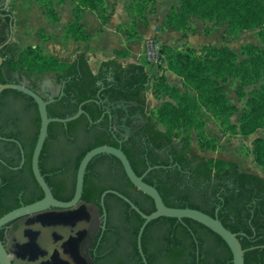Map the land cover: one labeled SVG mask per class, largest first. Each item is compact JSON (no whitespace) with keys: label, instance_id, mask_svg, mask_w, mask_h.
I'll use <instances>...</instances> for the list:
<instances>
[{"label":"trees","instance_id":"1","mask_svg":"<svg viewBox=\"0 0 264 264\" xmlns=\"http://www.w3.org/2000/svg\"><path fill=\"white\" fill-rule=\"evenodd\" d=\"M73 1L77 3L74 10L77 19L68 26L66 38L73 37L77 41H87L90 36L80 26L79 16L87 9L97 11L104 0ZM220 3L232 14L233 19L245 28L261 20L252 8L251 0H220ZM186 6L188 9L192 7L189 2ZM13 10L14 6H10L12 17H14ZM48 16L53 22L59 20L51 4ZM100 19L103 26L109 18L101 12ZM135 24L134 20L130 26L133 27ZM8 25L7 20L4 28H8ZM128 35L130 37L131 33ZM7 38L3 31L0 46L7 41ZM206 48L210 49V47ZM211 49L217 52L223 51L217 47ZM162 51L167 54L170 71L183 78L187 86L191 82L197 83L196 87L190 84L197 97L183 93L179 88L169 85L164 75L160 76L161 88L159 90L158 87L155 95L157 97L168 95L175 100L176 104L166 103L165 108L156 111L155 113L160 114L159 118L184 121L188 126H192L196 122L192 112L204 107L217 112L220 117L226 119V123H229L228 119L238 113V109L228 104V100L222 95L223 88L217 83L213 85L217 97L210 104L203 101L200 80L211 78L204 76L205 74H199L201 65L197 57L192 55L193 51L175 52L168 46H162ZM0 56L7 58L0 71L8 68L10 71L25 74L29 78L43 75L41 73L44 69L56 72L55 80L59 83L65 82L64 97L59 104L65 103L66 111L59 114L48 108L49 116L52 118L72 116L78 111L80 105L84 104L82 108L85 114L78 120L68 123V128L75 123L90 126V120L96 123L103 115L101 125L107 123L109 115L106 114V110L110 109L115 114L116 111L112 108L118 102L136 105L131 110H141L145 117V123L137 134L144 136L149 152L166 150L176 164L174 168H171L168 160L162 161L159 163L160 168L146 176L144 182L158 190L168 207L197 209L212 217L217 216L227 229L239 234L238 238L243 249L247 250L245 264H264V178L253 172L241 171L238 164L233 161L206 160L191 150L188 140H176L168 131L159 128L152 115L148 113L144 93L149 90L150 78L143 65L123 66L117 60H110L103 62L98 72L94 73L89 64L90 58L85 52H76L74 61L64 64L56 58L43 56L38 47H28L21 51L17 43L4 46L0 50ZM233 56L237 59L234 53ZM0 83L6 84L1 80ZM8 92L11 91H4L3 94ZM254 102L255 100L250 101V109H246L242 114L240 125L230 126L232 134H241L247 138L258 129H264V121L258 122L260 112L253 106ZM226 107L231 109L229 113L224 110ZM62 127L63 124L52 123L48 134H52L53 129L60 130ZM104 144L105 141L98 140L84 154L93 148L105 146ZM124 151L135 173L141 176L142 173L133 163L132 150ZM252 156L256 165L264 167V138L254 140ZM129 183L134 187L130 181ZM133 203L145 214L155 211L152 201L145 207L137 201ZM129 209L131 214L139 220L140 229L144 220L134 210ZM151 226H157L160 230L162 249L157 257L161 255L160 260L164 264H233L231 250L220 236L193 220L166 217L152 221L144 231L142 244L149 264H152L148 239Z\"/></svg>","mask_w":264,"mask_h":264},{"label":"flooded vegetation","instance_id":"2","mask_svg":"<svg viewBox=\"0 0 264 264\" xmlns=\"http://www.w3.org/2000/svg\"><path fill=\"white\" fill-rule=\"evenodd\" d=\"M7 20L8 28H4ZM11 30L14 33V17L5 3L0 5V37L4 31L8 41ZM7 41L0 50L16 43L13 40L6 44ZM6 60L3 58L0 69ZM0 80L29 88L45 101L53 99L47 110L59 114L66 111V104H59L64 97L65 82L55 80L56 92L49 94L43 93L42 81L35 82L33 77L8 68L0 71ZM5 91L11 92L3 94V91L0 95V219L45 197L32 161L41 125L38 106L23 92ZM135 107L118 102L112 108L115 114L106 110L109 120L103 125L104 115L96 123L90 120V126L75 123L68 128L67 123L48 134L39 169L56 200L70 202L74 198L79 165L85 151L98 140L105 141V146L121 149L125 155L124 150H132L133 163L144 178L160 168L162 161L168 160L171 168L176 166L168 151L149 152L144 136L137 134L145 117L141 110H131ZM129 181L119 159L108 154L94 157L85 172L82 197L74 207H49L41 213L18 217L0 228V241L11 264H145L137 244L139 220L131 214V206L115 192L143 207L153 200ZM151 227L148 239L152 264H164L161 255L157 257L162 249L160 230ZM142 249L149 264L143 244Z\"/></svg>","mask_w":264,"mask_h":264},{"label":"rangeland","instance_id":"3","mask_svg":"<svg viewBox=\"0 0 264 264\" xmlns=\"http://www.w3.org/2000/svg\"><path fill=\"white\" fill-rule=\"evenodd\" d=\"M37 1L41 8L44 7L46 14L50 10V4L54 7V2L60 3V0ZM251 1L253 2L252 8L261 20L246 28L233 19L232 14L222 7L220 0H130L128 6L130 12L141 17L145 24H148L149 19L165 15L162 25L156 26L166 30L163 40L166 39L165 44L167 45H162L155 38H149L145 43V59L147 44L150 41L156 42L161 48L168 46L175 52L192 50V55L197 57L201 65L199 74H205L204 76L211 78L200 80L199 86L202 87L203 101L210 104L217 97L213 87L214 83H217L223 88L222 95L228 100V104L238 109V113L228 119L229 123H226V119L220 117L217 112L204 107L192 112L196 118L192 126H188L184 121L177 122L178 120L159 118L160 114L155 113L156 111L165 108L166 103L176 104L175 100L168 95L159 97L155 95L158 87L159 90L161 88L160 76L164 75L169 85L179 86L178 88L183 93L197 97L196 92L190 86L191 84L196 87L197 83L189 82L187 86L183 78L172 72L168 77L166 74H151L154 68L161 72L168 69V57L162 51L163 64L152 65L147 62V59L144 64L150 78L149 90L144 93V97L148 105V113L152 115L159 128L168 131L176 140H188L191 150L206 160L233 161L238 164L241 171L253 172L264 178V167L256 165L252 156L254 140L264 138V129H258L247 138L241 134H232V129H230L232 124L240 125V118L246 109H250L249 104L252 100H255L253 106L260 112L258 122L264 121V0ZM187 2L192 5L190 9L186 6ZM5 3L7 6H14L15 11L18 6L13 40L23 42V39L30 38L28 45L23 43L22 46L19 45L21 51L28 47H38L43 56L58 59L54 55L58 54L55 46L44 47L43 41L48 42L51 39L44 36L45 31L42 27L47 25L44 24L41 16L35 17L33 10L26 8L30 3L26 0H1L0 5L3 6ZM116 4L117 0L112 6L115 7ZM112 10L110 6L106 7L104 0L97 12H104L108 15L112 13ZM27 22L31 28L39 26L33 32H29ZM189 39L192 40L191 47ZM183 40H188L187 45L189 46L182 48L180 42ZM118 45L117 43L111 44L112 47H118ZM213 47L223 49V51L217 52L211 49ZM64 64L70 63L64 62ZM47 70L49 69H44L41 73L43 75L35 76L33 79L35 82H43V93L54 94L56 92V72ZM224 110L229 113L231 109L226 107Z\"/></svg>","mask_w":264,"mask_h":264},{"label":"crops","instance_id":"4","mask_svg":"<svg viewBox=\"0 0 264 264\" xmlns=\"http://www.w3.org/2000/svg\"><path fill=\"white\" fill-rule=\"evenodd\" d=\"M26 1L30 3L26 8L32 9L35 17L41 16L40 18H42L44 24L47 25L42 27L45 31L44 36L52 40L49 39L48 42L43 41L44 47L47 45H50V47L55 46L58 54L54 55L67 63H72L74 61L76 52H85L90 58L89 64L94 73L98 72L103 62L110 60H117L122 63L123 66L128 64H139L144 66L146 61L145 43L149 38H155L162 45H167L165 44L166 39L163 40L166 35V30H163L160 26H156L162 25L165 20V15L163 14L160 18L157 16V18L149 19L148 24H145L141 17L133 15L130 12L128 6L130 0H117L115 7L112 5L116 3V0H105L106 7L110 6L113 10L112 13L107 15L109 19L103 26L100 19V12L85 10L79 16V24L83 28V31L90 36V39L87 41H77L73 37L66 38L68 26L77 19V15L74 11L77 3L73 0H61L58 4L54 2L56 14L59 17L58 22H53L49 18L48 14L43 10L44 7L41 8L37 0ZM17 8L16 11L15 9L13 11L14 22L16 15H18ZM134 20L136 24L132 27L130 25ZM27 24L29 25L28 22ZM38 26L39 25L31 28L29 25V32H33ZM128 33H131L130 37ZM30 34L33 36L32 33ZM175 34L174 32V35ZM29 39L30 38H25L23 42L21 40L15 42L20 46L23 44L28 45ZM187 41L188 40H183L180 42L182 48H184L183 46L187 47L189 45L191 47L192 40L189 39V45H187ZM112 43H117L119 45L118 47H112ZM171 72L172 71L169 69L161 72L154 68L151 74H166L168 77Z\"/></svg>","mask_w":264,"mask_h":264},{"label":"water","instance_id":"5","mask_svg":"<svg viewBox=\"0 0 264 264\" xmlns=\"http://www.w3.org/2000/svg\"><path fill=\"white\" fill-rule=\"evenodd\" d=\"M13 30H11V37L7 41L6 44L13 41ZM3 62V58L0 56V66ZM17 90L20 92L25 93L26 95L33 98V100L36 102L39 110V115L41 119V125L38 135V140L34 149L33 154V171L35 178L39 185L41 186L42 190L45 193L44 199L41 201L28 206L26 208H22L19 210H16L14 212H11L0 219V228L7 224L10 221H13L14 219L21 217L23 215L33 214V213H41L45 211L49 207L54 208H60V209H68L71 207H74L81 199L83 194V188H84V176L86 169L90 163V161L100 155V154H108L116 157L120 160V162L123 165V168L125 170V173L130 180V182L134 185V187L151 198L155 205V211L151 214H145L143 211H141L130 199L125 198L121 196L120 194L116 193V195L122 197L130 206L131 208L137 212L142 219L144 220L143 225L141 226L138 238H137V244L139 252L143 258V261L145 264H147L146 258L143 253L142 249V237L144 234V231L147 227V225L159 218L166 217V218H175V219H190L193 220L199 224H202L206 228L210 229L212 232L220 236L224 242L228 245L229 249L231 250V253L233 255V264H245V253L247 250L243 249V246L241 244L239 237V234L233 233L229 229H227L223 223L219 220L217 216L212 217L200 210L197 209H191V208H172L165 205L160 193L158 190L146 182H144V176H138L134 169L132 168V165L127 158V156L123 153V151L119 148H115L112 146H99L96 148H93L90 150L86 155L83 157L80 165H79V171L77 176V185L75 190L74 198L70 202H61L56 200L45 182L44 178L41 175L40 169H39V158L41 155V152L44 147V143L48 137V130L49 126L52 123H62L67 124L70 123L76 119H78L80 116L85 114L83 110L82 104L78 110V112L71 117L68 118H52L48 114L47 106L51 104L54 100L51 99L49 101H45L40 95L35 93L29 88H26L21 85L17 84H0V95L5 90ZM41 238V243H43V236ZM264 247V246H263ZM255 249V248H251ZM0 263L1 264H11V258L7 255L6 251L4 250L2 243L0 241Z\"/></svg>","mask_w":264,"mask_h":264},{"label":"built area","instance_id":"6","mask_svg":"<svg viewBox=\"0 0 264 264\" xmlns=\"http://www.w3.org/2000/svg\"><path fill=\"white\" fill-rule=\"evenodd\" d=\"M164 55L162 53V48L156 42H148L146 48V59L149 64L159 65L163 64Z\"/></svg>","mask_w":264,"mask_h":264}]
</instances>
